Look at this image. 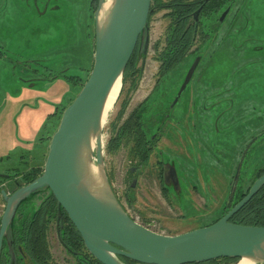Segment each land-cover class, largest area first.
Here are the masks:
<instances>
[{"label": "rangeland", "instance_id": "1", "mask_svg": "<svg viewBox=\"0 0 264 264\" xmlns=\"http://www.w3.org/2000/svg\"><path fill=\"white\" fill-rule=\"evenodd\" d=\"M94 2L0 0V176L44 168L60 115L93 66ZM165 14L150 23L142 76L138 83L123 82L108 114L103 150L110 183L130 216L156 233L174 236L223 217L240 162L244 190L264 172V0H233L214 32L205 41L199 35L187 57L164 77L152 98L154 112L172 106L197 55L202 57L171 109L170 126L141 162L133 153V134L122 135L118 149L112 145L129 115L156 88V47L164 46L170 26ZM170 168L177 183L163 181V169ZM3 187L8 193L16 188L12 181ZM46 197L34 196L25 207L35 211ZM4 208L0 192V219ZM48 239L52 264H74L55 224ZM24 264L33 263L26 258Z\"/></svg>", "mask_w": 264, "mask_h": 264}, {"label": "water", "instance_id": "2", "mask_svg": "<svg viewBox=\"0 0 264 264\" xmlns=\"http://www.w3.org/2000/svg\"><path fill=\"white\" fill-rule=\"evenodd\" d=\"M152 2L113 0L101 16L106 0H98L93 67L81 92L62 114L43 173L13 193L1 190L5 208L0 219V257L5 240L15 255L12 227L21 205L34 196L51 193L58 203L59 220L67 214L87 251L101 264H125L121 258L138 264H201L219 259L264 264V227L231 222L264 187V175L218 222L174 236L156 233L134 220L110 183L103 150L105 109L116 82L121 80L123 84L137 47L140 57L147 55ZM229 11H225L221 22ZM200 61L197 58L190 68L174 104L190 84ZM241 164L229 201L239 182ZM93 168H97L96 173ZM171 174L177 183L174 168Z\"/></svg>", "mask_w": 264, "mask_h": 264}, {"label": "trees", "instance_id": "3", "mask_svg": "<svg viewBox=\"0 0 264 264\" xmlns=\"http://www.w3.org/2000/svg\"><path fill=\"white\" fill-rule=\"evenodd\" d=\"M198 3L199 2L195 1L190 2L189 0H153L152 2L149 23H151L155 14L165 10L167 11L165 17L170 19V26L165 36L164 46L160 48L161 43H158L156 47L157 52L159 51L156 60L160 63L159 73L163 79L177 68L194 46L193 27H195V25H193L192 28L190 27V29L188 26L192 21V14L195 12L197 5H199ZM232 3L233 0H209L204 6L206 11V15L204 16L205 20L200 21V25H204L203 23L205 21L207 22L206 26L209 25L212 27L214 32V28L217 27L219 23V14L225 8L232 5ZM93 5L96 12L98 0H95ZM207 33L208 32H203L201 34L204 41L209 36ZM139 56L140 49L138 47L124 74V82L136 71ZM90 72L88 77L82 83H79L81 88L88 80ZM71 79L75 80V78ZM74 83H76V81H74ZM66 108L67 107L64 108L63 112ZM63 112L60 115V119ZM120 135L122 136L121 132L118 133V138L114 145H112V150L119 148L120 140L122 141L124 134L122 137ZM150 152L151 149L148 148V145L143 143L137 144L133 153L141 162H146L149 159ZM42 173L43 168H33L28 172H18L15 175L0 178V191L4 188L3 185L9 181H12L15 187L17 186L20 188L33 182ZM263 175L264 172H260L256 176L254 182ZM252 185L244 190L239 180L232 199L225 208L223 217L249 193ZM27 202L21 205L12 227L14 242L18 244V248L24 256V259H29L33 264H52V253L48 234L51 226L57 222V228L60 231L58 235L60 243L72 257L74 264H101L87 251L82 237L71 223L67 214L63 213L64 220H59L58 203L51 193L41 202L35 211L31 212V210L25 207ZM220 219L216 220L214 223L218 222ZM231 222L244 226L264 227V187L231 219ZM121 260L123 263L129 264L127 259L121 258ZM220 261H224L227 264L237 262V260L232 259H219L201 264H218Z\"/></svg>", "mask_w": 264, "mask_h": 264}, {"label": "flooded vegetation", "instance_id": "4", "mask_svg": "<svg viewBox=\"0 0 264 264\" xmlns=\"http://www.w3.org/2000/svg\"><path fill=\"white\" fill-rule=\"evenodd\" d=\"M164 1H166V0H164ZM189 1L190 2H193V1L199 2L198 3L199 5H197L195 12L192 14V21L188 26V28L190 29V27L192 28L193 25H195V27H193L194 28L193 29L194 44H195L196 39L198 38L199 35H201L203 32L212 33L213 28L210 27L209 25L206 26L207 22H205V21L203 23L204 25H200V23H199L200 21L205 20L204 16L206 15L205 14L206 11H205L204 6L209 2V0H189ZM228 8H230V10H231V5L227 8H225L219 14V23H221L220 17L223 16V14L225 13V11ZM162 12H167V11L165 10ZM159 13H161V12H158L157 14H159ZM157 14H155V15H157ZM216 28L217 27H215L214 29H216ZM94 40H95V33H94ZM138 47H137V49H138ZM149 47H150V44H149ZM148 51H149V48H148ZM147 54H148V52H147ZM146 56L142 55L141 57L140 56L138 57V64L136 67V71L133 72L131 74V76L126 81L131 79V80H133V82L138 83L140 77L142 76V72L144 71ZM197 56H199L202 60V57L200 55H197ZM141 61H142V65L140 67ZM158 76L159 77H158L157 82H156V88H154L146 97L143 98V100L140 101V104L136 107L135 111H133L129 115V117L127 118V120L123 124L124 126L122 125L121 131H119V132H123L122 135L124 134L125 135L124 137H129L131 134H133L136 138V144L146 143L148 145V148L151 149V151L155 149L156 144L160 141V136L162 135L164 130L167 128V125L170 126L171 118H172L171 117L172 115L170 113L172 111L171 109H173L176 106V104L178 103L177 102L176 104H174V102H173L172 106H170V105L168 107L164 106L162 109L157 110V112L153 111L152 98L159 91V89H157V87L160 85V83L162 85L161 81L163 79V77L160 75V73H158ZM120 95H121V93H120ZM171 169L172 168L168 169V171L166 169H163L162 178H163L164 182L166 180H169L173 184V176L171 174ZM131 172H133V169L131 170ZM17 188L18 187L16 186L14 191H16ZM55 225L58 227L57 222ZM57 231L59 232L58 228H57ZM59 234L60 233H58V235ZM58 238H59V236H58ZM59 241H60V239H59ZM14 245H15L14 254L16 256L11 254V252L8 248V245H7V241L6 240L4 241L3 250L1 253V257H0L1 264H24L25 263L24 256L21 254L20 249L18 248V244H16L14 242ZM14 256H15V258H14ZM128 262H129V264H138V263H135V262L130 261V260H128Z\"/></svg>", "mask_w": 264, "mask_h": 264}, {"label": "bare ground", "instance_id": "5", "mask_svg": "<svg viewBox=\"0 0 264 264\" xmlns=\"http://www.w3.org/2000/svg\"><path fill=\"white\" fill-rule=\"evenodd\" d=\"M112 2H113V0H106V3H105L103 10L101 12V16H103L110 9ZM122 86H123V84H122L121 80H118L116 82V84L114 85V87L111 91V94L109 96V99L107 101L103 123L106 122V119L108 117L109 112L112 111L113 108L115 107V105L119 99L120 93L122 91ZM93 171H94V173H96L97 168H93ZM238 264H253V262H251L248 259H243Z\"/></svg>", "mask_w": 264, "mask_h": 264}, {"label": "built area", "instance_id": "6", "mask_svg": "<svg viewBox=\"0 0 264 264\" xmlns=\"http://www.w3.org/2000/svg\"><path fill=\"white\" fill-rule=\"evenodd\" d=\"M139 223V222H138Z\"/></svg>", "mask_w": 264, "mask_h": 264}]
</instances>
